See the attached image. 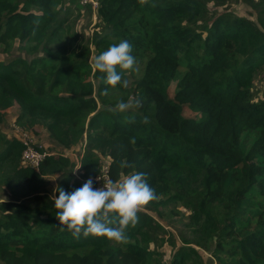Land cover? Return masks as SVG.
I'll use <instances>...</instances> for the list:
<instances>
[{
    "label": "trees",
    "instance_id": "1",
    "mask_svg": "<svg viewBox=\"0 0 264 264\" xmlns=\"http://www.w3.org/2000/svg\"><path fill=\"white\" fill-rule=\"evenodd\" d=\"M95 1L103 29L92 38L95 57L123 40L133 47L127 88L112 89L98 71L91 77L88 44L77 59L61 44V18L92 10L91 2L0 0V46L35 41L30 52L44 53L34 62L0 61V126L18 103L17 125H44L71 153L85 145L79 179L72 156L28 167L21 141L0 128V183L27 191L0 201V264H166L153 249L166 242L157 217L170 205L181 216L180 204L197 239L173 237L170 264L193 256L264 264V99L253 92L264 74V0L252 2L251 17L213 12L228 0ZM137 100L126 113L115 110ZM104 157L111 181L142 172L158 197L125 243L61 231L51 199L59 192L40 195L53 175L67 193L82 187L102 172Z\"/></svg>",
    "mask_w": 264,
    "mask_h": 264
},
{
    "label": "clouds",
    "instance_id": "2",
    "mask_svg": "<svg viewBox=\"0 0 264 264\" xmlns=\"http://www.w3.org/2000/svg\"><path fill=\"white\" fill-rule=\"evenodd\" d=\"M139 2L145 4L147 0ZM132 51L133 47L127 40L111 45L94 58L93 71L105 74V82L112 89L121 83L127 88L128 80L124 76L133 71L136 64ZM104 95H108L107 90ZM140 104L139 100L135 105L131 101H121L115 110L126 113ZM133 120L134 118H129V122ZM144 122H148L147 118ZM56 191L59 192L58 198L53 195L51 199L54 201L61 231L67 228L77 239L83 234L85 238H107L116 243L127 241V230L136 227L139 214L158 198L155 190L149 185L146 174L137 171L115 182L108 180L99 189L94 188L93 180L89 178L82 187L71 193L61 188Z\"/></svg>",
    "mask_w": 264,
    "mask_h": 264
},
{
    "label": "rangeland",
    "instance_id": "3",
    "mask_svg": "<svg viewBox=\"0 0 264 264\" xmlns=\"http://www.w3.org/2000/svg\"><path fill=\"white\" fill-rule=\"evenodd\" d=\"M85 1L91 2V4H93L92 10L84 9L80 12L76 11L72 15H66L61 18L63 20H66L65 31L61 36V44L66 46L65 51L74 59H77L76 55H80L85 48V45L88 44L89 48L92 49L89 63H93L96 50L92 45V38L95 33H103V29L101 27L96 28L97 24L99 23V19L97 16L98 5L95 7L94 3L97 2L95 0H84V2ZM256 1L258 0H228L224 7H217L216 9L213 7V12L229 11L238 16L251 17L254 14L252 2ZM35 45V41L32 43H20L19 40H16L6 48L4 46H0V61L10 62L21 58L28 62H34L36 57L44 55L41 49L37 52L36 56L32 54V52H30V48ZM51 48L52 50H56V46H52ZM93 73L94 71H92L91 77H93ZM253 92L257 100L264 99V74H260L256 79ZM19 114L20 105L18 103H15L11 108L6 110L7 116L5 122L0 126V128L10 138L14 137L15 135L16 131L12 125L14 122L16 123V118ZM17 126L28 133L34 144L45 145L49 153L59 156L65 151V149L59 143H57L56 140H54L51 132L47 130L44 125L37 124L34 128H23L19 125ZM73 154L78 155L80 154V151L76 150V152H73ZM72 157L74 159V156ZM73 175L75 176V178L79 177L80 179L81 172L75 170V172L73 171ZM45 180V189L41 191L40 195L47 194L52 196L59 186L60 175L48 176L45 177ZM26 192L27 191L24 192L22 190H18L17 194H14L8 189L4 182L0 183V201L12 199L14 198V196H18V194ZM171 209H174L172 205L162 208L160 210V217H157V220L164 226V231L161 233V237L165 238L166 242H159V244L153 246V249H156L160 253L161 260L166 264H170L172 253L174 251V248L172 246V242L174 241L173 237H175L179 241V243V236H186L190 239H197L192 230H190L188 227V210L183 208L182 204H180L175 207V209L181 211L182 215L175 216L174 214H170ZM191 246L196 248L197 250H200V248L195 244H191ZM205 255H207V253H205ZM187 264H210V261L207 259V257L201 260L200 258L193 256L187 261Z\"/></svg>",
    "mask_w": 264,
    "mask_h": 264
},
{
    "label": "built area",
    "instance_id": "4",
    "mask_svg": "<svg viewBox=\"0 0 264 264\" xmlns=\"http://www.w3.org/2000/svg\"><path fill=\"white\" fill-rule=\"evenodd\" d=\"M86 2V1H85ZM94 6H97V3H94ZM15 129V137L17 139H19L21 141V143L24 146V150L22 153V157L24 162L26 163V165L32 169H39L41 164L44 162V160L46 159L47 156H57L55 154H51L47 151V148L45 145H41V144H34L33 140L31 139V137L28 135L27 132L23 131L22 129H20L16 123L14 122L12 125ZM84 148L85 145H80L78 150L81 152L78 155H74L71 152L68 151H64L63 154H61L64 157L67 156H74L75 159V168H74V172L79 171L81 172V167H82V157H83V152H84ZM109 162L110 159L109 157H104L102 159V172L91 178L93 180V186L94 188H101L103 187V183L107 182L108 180H110V176H109ZM78 168H80L79 170H77ZM79 178V177H78ZM54 194V193H53Z\"/></svg>",
    "mask_w": 264,
    "mask_h": 264
}]
</instances>
